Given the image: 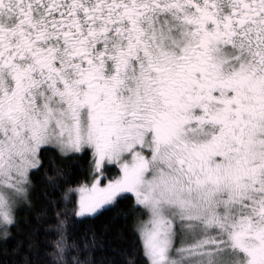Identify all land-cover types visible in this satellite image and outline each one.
Listing matches in <instances>:
<instances>
[{
    "label": "snow or ice",
    "instance_id": "snow-or-ice-1",
    "mask_svg": "<svg viewBox=\"0 0 264 264\" xmlns=\"http://www.w3.org/2000/svg\"><path fill=\"white\" fill-rule=\"evenodd\" d=\"M37 194L52 264H264V0H0L5 254ZM106 212L131 248L67 243Z\"/></svg>",
    "mask_w": 264,
    "mask_h": 264
},
{
    "label": "trees",
    "instance_id": "trees-1",
    "mask_svg": "<svg viewBox=\"0 0 264 264\" xmlns=\"http://www.w3.org/2000/svg\"><path fill=\"white\" fill-rule=\"evenodd\" d=\"M49 156L65 170L66 174L75 173L73 186L76 182L86 179V177L80 174L78 166L75 165L72 160H69L67 163H62L57 158L55 152H49ZM82 159L83 158H81V160ZM35 182L38 185L40 183L39 179ZM56 195L59 196V193H56ZM46 207L47 212L45 213L44 209ZM67 207L71 208V205H68ZM122 207H126V205H122ZM21 217L22 219L19 230L10 229L13 236L9 238L7 254H5L4 247L0 246V261H4L6 264H13V261L22 259V257H17L12 253V247L15 245L17 240H20L23 241L22 252H28L30 258H34L36 260V264H52V258L48 255V253L52 251L54 241L57 239V233L54 231L57 221L56 217L52 213L51 207H48L47 201L37 194L33 198L32 210L22 212ZM137 218L146 219L144 216L132 217L125 222L119 217L113 218L112 212H106L102 216L89 218L83 222H81L78 218L69 216L66 218L68 224L66 231L67 243L69 245L73 242L77 245L82 244L83 242L81 237L84 234L85 229L92 228L95 229L98 234H103V239L106 243L104 252L101 253L100 251H96L94 255L96 257H99L102 254L111 256V245L107 243L108 241H111L112 244H118L121 247H132L135 237L131 228ZM105 226L108 228L106 233L104 232ZM30 236L36 241L31 251H29L27 247ZM117 236H122L123 239L118 241L115 239ZM32 252H36L38 255L33 257ZM81 255L83 256L84 253H81Z\"/></svg>",
    "mask_w": 264,
    "mask_h": 264
}]
</instances>
